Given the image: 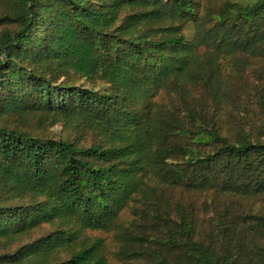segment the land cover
<instances>
[{"label": "trees", "instance_id": "16d2710c", "mask_svg": "<svg viewBox=\"0 0 264 264\" xmlns=\"http://www.w3.org/2000/svg\"><path fill=\"white\" fill-rule=\"evenodd\" d=\"M87 230L264 264V0H0V264H108Z\"/></svg>", "mask_w": 264, "mask_h": 264}, {"label": "rangeland", "instance_id": "374dc122", "mask_svg": "<svg viewBox=\"0 0 264 264\" xmlns=\"http://www.w3.org/2000/svg\"><path fill=\"white\" fill-rule=\"evenodd\" d=\"M233 1H237V2H251L252 0H233ZM192 28L189 26L186 28L185 33L188 37H190L192 35ZM224 62V61H223ZM227 67V64H225ZM62 130V124L58 123L54 126H52L51 128H48L47 133H49L51 136H57ZM132 219L130 213L125 210L123 211V213L120 216V221L128 224V222ZM45 228L47 229L48 226L46 225ZM85 234L88 235L90 238H101L105 244L106 250H107V261L108 264H121L113 255L114 252V247H115V239L113 236V233H105L102 231H91V230H87L85 231Z\"/></svg>", "mask_w": 264, "mask_h": 264}]
</instances>
